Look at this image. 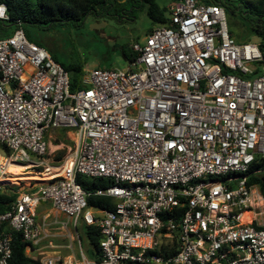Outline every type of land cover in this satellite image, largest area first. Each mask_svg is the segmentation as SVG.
Returning a JSON list of instances; mask_svg holds the SVG:
<instances>
[{"label":"built area","instance_id":"2783aa9c","mask_svg":"<svg viewBox=\"0 0 264 264\" xmlns=\"http://www.w3.org/2000/svg\"><path fill=\"white\" fill-rule=\"evenodd\" d=\"M167 13L131 45L126 69H86L75 91L21 26L0 37V184L14 186L11 164L31 170L20 180L29 190L0 213V264L14 232L26 247L80 219L99 227L100 264H264V195L249 181L263 170L250 171L264 159L263 51L231 35L221 4L174 0ZM59 127L74 145L53 166L47 134ZM78 175L111 178L95 194L115 207H88Z\"/></svg>","mask_w":264,"mask_h":264},{"label":"rangeland","instance_id":"374dc122","mask_svg":"<svg viewBox=\"0 0 264 264\" xmlns=\"http://www.w3.org/2000/svg\"><path fill=\"white\" fill-rule=\"evenodd\" d=\"M172 0H156L161 7H166ZM254 3L257 10L253 12L260 13L264 9L262 0H250ZM235 6L238 10H233ZM227 23L231 35L237 41H255L261 44V39L252 31V24L256 22L258 16L251 13L250 6L247 0H234L232 5L228 3ZM126 13L122 18L117 16H109L103 22L101 27H105L102 31L96 32L97 23L90 22L91 17H88L86 22L77 25L74 22L56 23L48 29L39 27H27L29 31L37 35L43 46L61 62L74 63L80 66L83 72L86 69L101 67L106 69H126L128 61L122 55V47L131 46L136 41H143L150 28L157 26L151 21L147 14V7H139L134 4L133 7H126ZM230 9V10H229ZM168 14V13H167ZM90 22V23H89ZM89 23V24H88ZM13 25L6 24L2 27L0 21V37L6 35V31H12ZM264 48V42H262ZM71 74L79 77V72H71ZM83 79V73L81 75ZM49 143V163L50 165H61L65 157L71 151L74 145L72 132L64 127L52 129L47 134ZM4 150L0 145V151ZM36 169L43 170L42 166ZM26 174H18L16 181L10 183L14 186H23L27 176L30 175V169L23 170ZM28 172V173H27ZM31 177V175H30ZM8 180V179H7ZM10 181V180H9ZM25 186V185H24ZM42 214L39 213L37 221L41 223ZM66 231L74 234V247L77 253H80V244L77 234L82 237L83 231L78 229L76 233L73 225L68 224ZM62 231V228H57ZM68 237H63V243H68ZM82 246L87 254V248L90 246L87 238L82 237ZM67 252V251H66Z\"/></svg>","mask_w":264,"mask_h":264},{"label":"trees","instance_id":"16d2710c","mask_svg":"<svg viewBox=\"0 0 264 264\" xmlns=\"http://www.w3.org/2000/svg\"><path fill=\"white\" fill-rule=\"evenodd\" d=\"M174 1V0H172ZM204 3L221 4L225 7L226 12L228 8L226 5L234 2V0H201ZM251 13L258 16V19L252 24V31L257 37L261 39L260 47L264 54L262 42H264V9L260 13L253 12L257 10L254 3L247 0ZM264 2V0L260 1ZM0 4L7 6L9 19H0L2 27H6L7 23L13 25L12 32L18 26H21L27 37L39 45L43 43L39 37L33 34L27 27H39L48 29L56 23L74 22L77 25L83 24L88 17H108L117 16L119 19L125 14L126 7H133L137 4L139 7H147V14L152 22L155 24L168 23L167 6L161 7L156 0H0ZM230 10V9H229ZM233 10H238L235 6ZM116 13L117 15H113ZM18 21L20 24H18ZM27 26V27H26ZM151 29V28H150ZM6 31L5 36L12 34ZM122 55L127 61L133 60L137 56V52L131 49V46L122 47ZM70 74L71 91L80 89L82 85L81 75L84 73L80 66L74 63L61 62L56 57H53ZM71 72L78 73L79 77ZM4 149V145L0 144ZM262 168L263 170L251 175L250 183H256L259 186L261 193L264 195V159L256 161L252 164L250 171ZM77 181L82 184L90 195L87 198L88 207H99L102 209H113L115 207V199L110 196L97 195L95 191L98 188L108 187L113 183L111 178L97 177L87 178L82 175L77 176ZM17 186H10L9 184H0V213L10 209L11 204L17 197ZM83 232L90 244L93 246L92 260L93 264H100L101 252L99 248L101 234L97 225H85L82 227ZM12 256L9 264H40V261L28 257L25 253V242L19 232L13 233Z\"/></svg>","mask_w":264,"mask_h":264},{"label":"crops","instance_id":"0c3cea01","mask_svg":"<svg viewBox=\"0 0 264 264\" xmlns=\"http://www.w3.org/2000/svg\"><path fill=\"white\" fill-rule=\"evenodd\" d=\"M12 31H8V33H11ZM5 37V36H4ZM17 190H29L26 186H17ZM51 211V204L49 202H44L40 205L38 214L41 213L42 215L45 212ZM59 219H65V216L63 214H57ZM76 233H78V229H82L83 226L87 225L82 219H80L75 225L70 222ZM68 226V225H67ZM62 228V231H54L58 230L57 227H49L47 229L46 235H41L37 243H30L28 246L25 247V253L28 257L40 261V259L45 254H52L54 252H57L60 254V256L65 259V261L68 262H74L75 260L80 259L81 257H87L92 260V250L93 246L89 242V247L87 248V254L84 252L83 246H82V237H85V234L83 232V236L80 237L78 234V241L80 244V253H77L74 247V234L72 232L67 233L68 231L64 230L68 227ZM67 236L68 243H63V237ZM89 241V240H88ZM67 251V252H66Z\"/></svg>","mask_w":264,"mask_h":264},{"label":"bare ground","instance_id":"6f19581e","mask_svg":"<svg viewBox=\"0 0 264 264\" xmlns=\"http://www.w3.org/2000/svg\"><path fill=\"white\" fill-rule=\"evenodd\" d=\"M24 170V167L22 165H18V164H11L9 167H8V170L7 172L9 173V180H11L12 182L16 181V175L18 174H26V172L23 171ZM28 173V172H27ZM19 176V175H18Z\"/></svg>","mask_w":264,"mask_h":264},{"label":"flooded vegetation","instance_id":"af4514ba","mask_svg":"<svg viewBox=\"0 0 264 264\" xmlns=\"http://www.w3.org/2000/svg\"><path fill=\"white\" fill-rule=\"evenodd\" d=\"M125 13H126V11H124ZM113 15H117L116 13H113ZM125 15V14H124ZM109 17V16H108ZM107 17H95V16H92L91 17V21L90 22H95V23H97V25L98 24H101V22H103L105 19H106ZM86 21H84V23H85ZM89 22V23H90ZM88 23V24H89ZM105 27H97L96 26V29H95V31L96 32H100V31H102L103 29H104Z\"/></svg>","mask_w":264,"mask_h":264},{"label":"water","instance_id":"95a60500","mask_svg":"<svg viewBox=\"0 0 264 264\" xmlns=\"http://www.w3.org/2000/svg\"><path fill=\"white\" fill-rule=\"evenodd\" d=\"M97 27H101V24H98V26Z\"/></svg>","mask_w":264,"mask_h":264}]
</instances>
